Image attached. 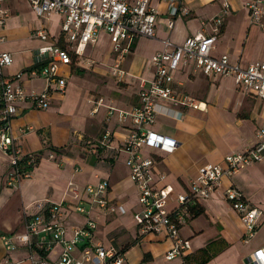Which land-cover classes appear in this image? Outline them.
I'll list each match as a JSON object with an SVG mask.
<instances>
[{
  "label": "crops",
  "instance_id": "crops-1",
  "mask_svg": "<svg viewBox=\"0 0 264 264\" xmlns=\"http://www.w3.org/2000/svg\"><path fill=\"white\" fill-rule=\"evenodd\" d=\"M244 1H230V11L212 51L216 57L227 54L233 63L243 68L250 63L264 61V16L259 24H252ZM180 2L187 7L189 15L178 16L173 28L168 29L165 0H152V5L158 11L155 37H139L134 41L130 53L121 64V68L127 72L126 84L136 83L137 79L153 78L151 57L163 48L162 40L183 44L186 38L201 31V20L211 18L221 9V0ZM2 6L10 11V16L0 28V36L4 37L0 51L10 52L13 56V64L6 68V74L15 75L34 66L37 63L36 51L47 44L70 47L61 35V14L51 12L37 16L27 0H3ZM37 30L46 31L49 40L42 41L36 37ZM98 53L109 56L107 66L102 69L95 68L93 55ZM74 59L69 66L59 65L60 73L68 77L65 94L53 92L47 110L34 109L29 103L21 105L19 115L12 121L15 135L22 124L35 128L20 138L19 144L23 154L41 152L42 158L28 178L16 186H8L6 177L10 160L8 155L0 152V236L23 232L25 216L35 213L39 205L70 199L66 194L70 182L82 187L107 179L108 197L117 210L103 216L93 243L117 249L124 257L123 264H245L247 257L264 249V237L245 246L244 225L225 198V190L234 187L251 204L264 209V162H261L252 163L232 176L221 178V186L210 198L200 202L201 213L192 216L181 229L182 236L190 241V249L168 261L165 253L171 247L169 238L164 233L141 234L138 230L133 216L138 210L137 191L129 178L126 155L97 148L91 142L96 141L104 129H110L117 137L124 135L116 118L107 116V110L108 107L131 108L137 102L138 90L135 95L131 93L130 98L128 95H122V99L115 98L109 94V83L103 84L112 80L111 68L115 62L105 31L100 33L96 43L86 46L82 56ZM88 73L94 76L93 80H88ZM174 77L176 83H180L178 86L182 92L202 103L201 109L159 100L165 112L156 115L151 129L175 139L177 147L172 152L147 147L142 150L143 155L153 154L157 158L153 167L156 186L168 185L173 189L167 204L169 210L175 207L178 194L188 193L202 167L219 164L227 154L244 151L254 145L256 131L264 124V102L259 101L252 91L236 85L232 79L208 77L194 72L192 66L175 72ZM22 82L28 90H42L45 87L41 79L23 77ZM226 82H231L233 89L240 94L238 106L220 109L213 92ZM98 99L103 100L102 105L96 114H92ZM81 141L88 145L85 150L79 146ZM52 147L64 149V153L55 155L58 162L43 157L51 152ZM68 147H71L70 152H66ZM82 149L84 154L80 153ZM76 166L81 168L78 173L74 172ZM86 166L90 167L89 170ZM120 206L124 212L118 208ZM71 217L76 223L81 222L79 217ZM67 223L71 227V222ZM262 229L264 222L257 227L254 237H258ZM55 257L56 251L48 257L49 261L54 263ZM4 261L31 264L29 251L25 247L7 254L0 239V263Z\"/></svg>",
  "mask_w": 264,
  "mask_h": 264
},
{
  "label": "built area",
  "instance_id": "built-area-1",
  "mask_svg": "<svg viewBox=\"0 0 264 264\" xmlns=\"http://www.w3.org/2000/svg\"><path fill=\"white\" fill-rule=\"evenodd\" d=\"M0 0V28L10 16V11L2 6ZM37 16L55 12L61 14V35L69 48L47 44L36 53L37 63L15 75L6 74V68L13 64L10 52L0 51V152L8 155L10 168L6 182L16 186L28 178L31 171L24 170L34 166L37 157L33 153L23 154L19 139L33 132L30 124L18 127L13 133L12 121L20 113L21 105L29 103L34 109L47 110L51 105L53 92L64 95L67 76L61 74L59 65L69 66L73 55H83L86 46L96 43L105 31L111 43L115 62L111 74L125 82L127 72L121 68L122 62L130 53L134 41L139 37L154 38L158 11L152 0H27ZM231 0H221L219 13L209 19L201 20V31L186 38L183 44L176 45L169 39L162 40L163 48L151 57L154 76L150 80L137 79V102L129 109L108 107L107 116H114L124 135L117 137L110 129H105L94 144L97 148H107L126 155L129 178L137 191L138 210L134 219L141 234L164 233L171 242L165 258L171 261L190 249V241L183 237L181 229L188 224L200 202L210 198L221 186L223 176H232L252 163L264 162V124L256 131V142L244 151L227 154L219 164H208L201 168L199 177L190 185L186 194L176 196V205L167 209L172 187L156 186L153 167L157 158L151 154L143 155L147 147L163 152H172L177 147L173 138L152 131L158 113H164L159 100L178 106L201 109L202 103L179 89L174 73L192 66L194 72L208 77L230 78L234 83L252 91L256 98L264 102V61H256L246 67L233 63L227 54L212 55L225 17L230 11ZM167 4V28L172 29L178 16L189 15L187 7L180 0H165ZM250 22L259 24L264 16V0H245ZM35 36L48 41L44 30H37ZM4 37L0 36V43ZM43 80L42 90H28L22 82ZM103 100L98 99L92 114L98 112ZM56 153H48L47 159H54ZM81 168H75L80 171ZM162 177V176H161ZM70 199L60 202H46L38 206L33 214L24 218L21 233L2 234L1 243L7 254L23 246L29 251L31 264H123V255L114 247H104L93 243L99 222L105 215L116 212L111 203L109 181L100 179L80 187L70 182L66 190ZM225 198L238 213L244 225L243 240L254 237L257 227L264 222V209L251 204L234 187L225 190ZM124 212L123 207H118ZM76 216L80 223L68 226V218ZM54 263L49 261L55 253ZM0 264H16L4 261ZM245 264H264V249H260L245 259Z\"/></svg>",
  "mask_w": 264,
  "mask_h": 264
},
{
  "label": "rangeland",
  "instance_id": "rangeland-1",
  "mask_svg": "<svg viewBox=\"0 0 264 264\" xmlns=\"http://www.w3.org/2000/svg\"><path fill=\"white\" fill-rule=\"evenodd\" d=\"M101 50L103 51L102 48H101ZM93 59L96 60L95 68L102 69V68L107 66L106 62L109 59V56L108 55L102 56V54L98 53V55H93ZM87 75H88V80L94 79V76L91 73H88ZM107 83H109V88H108L109 94L115 98H121L122 99V95H128L130 98L131 93H132V95H135V93L137 91V87H136L137 82L136 83L130 82V83L126 84V82L119 81L118 78L116 76H113V75H112V80L110 82H107V81L103 82V84H105V85H107ZM92 84H94V82ZM183 85H184V82H183ZM186 85H187V83H186ZM186 85L184 87H186ZM210 91H214V90L211 89ZM94 93L95 92H93V94ZM213 93H214V96L216 97V102H217L218 108L223 109L225 106L230 107V108H234V107L238 106V99H239L240 94H238V91L233 89V84L231 82H226V83L222 84V87L218 91L215 90V92H213ZM100 95H102V94H100ZM101 98H103V97H101ZM90 117H94V116H90ZM166 126H167V124H166ZM100 137L101 136H99L98 138H100ZM91 142L95 143V140L94 141L92 140ZM79 146L85 150V148H87L88 145H87V143H85V141H81ZM70 148L71 147H68L66 152H68ZM83 149L80 151L81 154L85 153L83 151ZM43 157L48 158L47 155H43ZM57 159L58 158H54L52 160L57 161ZM83 165H85V163ZM76 167L79 168L78 166H76ZM86 167L89 170L90 167H88V166H86ZM74 172L78 173V171L77 172L74 171ZM125 174H126V171L123 173V175H125ZM67 220L70 221L71 224H73V223L76 224L73 217H69ZM98 233H100V232H98ZM261 237H264V229H262V231L258 237H253L248 241L243 240V243L244 244L246 243L245 246L247 245L248 242L253 244V241H256V239H259ZM252 244H250L248 247H250Z\"/></svg>",
  "mask_w": 264,
  "mask_h": 264
},
{
  "label": "trees",
  "instance_id": "trees-1",
  "mask_svg": "<svg viewBox=\"0 0 264 264\" xmlns=\"http://www.w3.org/2000/svg\"><path fill=\"white\" fill-rule=\"evenodd\" d=\"M72 57H73V59L75 58L74 55H73ZM50 150L53 151V152H55L56 154H59V153H62V152L64 153V151H63L64 149H63V148L60 149V148H54V147H52V148H50ZM35 154H36V155H41V152H40V153H35ZM39 160H40V159L37 157L35 167L37 166ZM33 168H34V166H33V167H32V166H27V167L24 168V170H29V171H31V170H33ZM194 211H195V212H194L193 216H194V215H199V214L201 213L202 209H201L200 206H198Z\"/></svg>",
  "mask_w": 264,
  "mask_h": 264
}]
</instances>
